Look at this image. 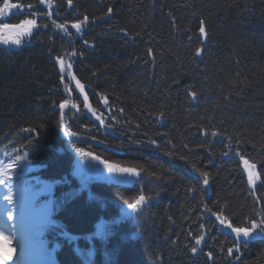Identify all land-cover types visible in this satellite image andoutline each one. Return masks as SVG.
Returning <instances> with one entry per match:
<instances>
[{
    "label": "trees",
    "instance_id": "obj_1",
    "mask_svg": "<svg viewBox=\"0 0 264 264\" xmlns=\"http://www.w3.org/2000/svg\"><path fill=\"white\" fill-rule=\"evenodd\" d=\"M26 21L0 42V159L53 182L43 236L84 234L87 264H264L227 232L264 229V0H0Z\"/></svg>",
    "mask_w": 264,
    "mask_h": 264
},
{
    "label": "rangeland",
    "instance_id": "obj_2",
    "mask_svg": "<svg viewBox=\"0 0 264 264\" xmlns=\"http://www.w3.org/2000/svg\"><path fill=\"white\" fill-rule=\"evenodd\" d=\"M26 22H24L25 24ZM29 24L22 25L16 29H6L1 38L6 42L7 45L13 47L14 49L18 48L17 40L23 36L24 33H28ZM16 38V42H15ZM27 157V154H24V158ZM242 171L246 176L247 185L249 188H254V185L257 180V175L255 169L249 167L245 160L242 161ZM3 163L0 162V176L1 184L5 185V189H2L0 186V207L3 208L5 204H10L13 201V205L16 208H21L23 212H28L29 216L20 221V229L18 233L21 235L23 243L21 244V250L25 255L21 261V251L19 250L18 245L10 239L14 249V262L15 264H62L54 256L51 247H47L43 240H39V232L43 230L41 225L42 223H47L50 217V211L52 209V191H53V182L45 179L39 180L36 179V183H40V186L32 189L30 194L22 191L20 182L24 180L23 172H18L16 175H8L6 170L7 167H2ZM80 171V167H79ZM102 172H107L106 169H103ZM17 179H13L15 177ZM30 177H27L26 180H29ZM0 184V185H1ZM32 185V183L27 182V186ZM29 189V190H30ZM43 198L37 200L39 197L44 196ZM8 217V216H7ZM14 218V217H13ZM8 219V218H7ZM10 223H12L10 221ZM219 226H224L222 223ZM227 232L233 235L236 239L242 241H248L253 238H259L264 240V231L252 227L250 229L239 228L234 226L231 223L227 224ZM4 231L0 230V236L4 235ZM37 234V236H36ZM28 241L34 242L36 245H40L43 249V253L27 252L24 249V244ZM58 247V244H55L53 249L55 250ZM219 251L223 249L222 245L217 246ZM31 248V246H28ZM6 253L10 258L12 257V250L10 246H5L1 249ZM32 250V249H31ZM35 251V250H34ZM45 251L49 255L45 254Z\"/></svg>",
    "mask_w": 264,
    "mask_h": 264
},
{
    "label": "water",
    "instance_id": "obj_3",
    "mask_svg": "<svg viewBox=\"0 0 264 264\" xmlns=\"http://www.w3.org/2000/svg\"><path fill=\"white\" fill-rule=\"evenodd\" d=\"M199 36L203 37V39H206V36L204 35L202 31L199 32Z\"/></svg>",
    "mask_w": 264,
    "mask_h": 264
},
{
    "label": "bare ground",
    "instance_id": "obj_4",
    "mask_svg": "<svg viewBox=\"0 0 264 264\" xmlns=\"http://www.w3.org/2000/svg\"><path fill=\"white\" fill-rule=\"evenodd\" d=\"M1 222V221H0Z\"/></svg>",
    "mask_w": 264,
    "mask_h": 264
}]
</instances>
